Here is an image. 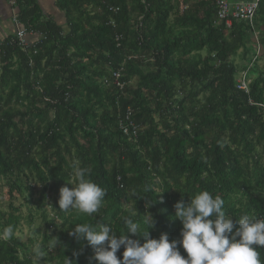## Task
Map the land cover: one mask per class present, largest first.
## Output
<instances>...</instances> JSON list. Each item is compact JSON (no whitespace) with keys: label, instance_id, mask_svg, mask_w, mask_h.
<instances>
[{"label":"trees","instance_id":"trees-1","mask_svg":"<svg viewBox=\"0 0 264 264\" xmlns=\"http://www.w3.org/2000/svg\"><path fill=\"white\" fill-rule=\"evenodd\" d=\"M16 1L18 19L43 37L37 53L11 36L0 44V180L11 198L0 209V231L14 225L13 239L0 240V264H36L37 242L17 235L19 196L40 209L55 194L54 215L42 213L41 264H95L94 250L69 230L100 222L119 235L130 211L141 229L143 215L151 216L152 238L166 232L179 241L174 205L201 190L221 197L234 219L264 218V56L247 21L227 25L211 0H56L65 13L58 23L38 0ZM259 13L264 27V3ZM245 70L249 92L237 87ZM128 108L139 125L133 138L120 128ZM75 167L106 189L94 217L59 209V190L75 185ZM27 221L35 223L32 215ZM53 237L62 244L49 248Z\"/></svg>","mask_w":264,"mask_h":264},{"label":"clouds","instance_id":"clouds-1","mask_svg":"<svg viewBox=\"0 0 264 264\" xmlns=\"http://www.w3.org/2000/svg\"><path fill=\"white\" fill-rule=\"evenodd\" d=\"M74 176L75 185L68 181L59 190V209L94 217L104 206L106 189L90 178L87 168L75 167ZM224 204L221 197L208 190L199 191L187 204L183 199L177 201L175 217L182 224L179 241L169 240L166 232L159 238H152L148 229L154 226V220L149 214L143 215L146 228L141 229L135 218L137 210L121 216L126 228L122 234L118 235L109 223L98 222L96 226L74 224L69 235L79 243L86 242L94 250L95 264H264L259 251L264 249V218L243 213L234 219L226 213ZM129 233L138 238H130ZM13 237L12 224L0 231V240L11 241ZM60 244L61 240L53 237L48 247ZM178 245L186 256L181 254ZM122 246V258H118L117 252ZM33 255L36 264H41L45 250L38 242L33 247Z\"/></svg>","mask_w":264,"mask_h":264},{"label":"built area","instance_id":"built-area-1","mask_svg":"<svg viewBox=\"0 0 264 264\" xmlns=\"http://www.w3.org/2000/svg\"><path fill=\"white\" fill-rule=\"evenodd\" d=\"M216 8L218 19L225 21L227 25H231L232 22L236 20L247 21L253 28H255V19L257 12L264 0H211ZM184 8L185 6L182 5ZM119 7H111V10L115 12L119 11ZM14 22L17 26V31L14 36L10 39L11 43H15L20 46L23 50L29 48H34V53H37L36 45L39 43L40 38L43 37V34L40 32L30 31L27 29L21 21L18 19V16H15ZM38 33L39 37L29 40L27 36L29 34ZM121 36H117V40L120 41ZM1 44V43H0ZM260 50L258 49V54ZM32 63V60H31ZM114 80L120 88L124 86L121 82V72L114 71L113 73ZM237 87L239 89L249 92L250 90V79L248 76V71H242L239 75ZM104 82L107 83L108 80L104 79ZM134 110L128 108L125 115L120 120V128L124 136L130 138L137 137L139 131V125L133 120ZM120 179V177H119Z\"/></svg>","mask_w":264,"mask_h":264},{"label":"rangeland","instance_id":"rangeland-1","mask_svg":"<svg viewBox=\"0 0 264 264\" xmlns=\"http://www.w3.org/2000/svg\"><path fill=\"white\" fill-rule=\"evenodd\" d=\"M262 23H263L262 16L259 13L255 21V28H254L255 32L252 36V41L254 42L255 45L257 44V48L260 50L259 54L261 56H264V42L261 41V37L264 38V27ZM237 61L240 62L241 60H239L238 58ZM259 64L261 66L264 65V57L260 60ZM0 73H1V70H0ZM25 195L27 197L30 196L29 192L27 191H25ZM54 196L55 194L51 193L50 198L46 200L44 206L41 207L40 209H39V205L35 201L27 202L25 201V198L22 196H19L16 200H13L14 205L20 206L21 208L18 214L21 213L23 216V219L17 231V235H19L24 241L28 242L30 239H33L36 242H39L42 240L43 232L41 230L44 229L42 213L44 210H47L49 216L54 215V207H53ZM30 198H32L33 200H36L37 198H39L37 186H35L34 194ZM10 203H11V198L9 196L5 181L0 180V209L8 210ZM30 215H32L34 218L35 223L33 224L27 221V218ZM40 228L42 229L40 230Z\"/></svg>","mask_w":264,"mask_h":264},{"label":"crops","instance_id":"crops-1","mask_svg":"<svg viewBox=\"0 0 264 264\" xmlns=\"http://www.w3.org/2000/svg\"><path fill=\"white\" fill-rule=\"evenodd\" d=\"M38 3L43 11L44 16L53 18L58 23L65 22V13L61 11L56 0H38ZM20 8L16 0H0V43L9 36H14L17 31V26L14 22ZM38 33L29 34L27 38L33 40L38 38Z\"/></svg>","mask_w":264,"mask_h":264}]
</instances>
